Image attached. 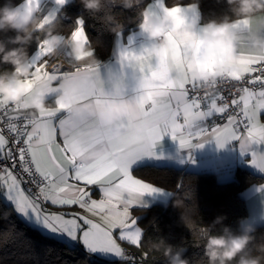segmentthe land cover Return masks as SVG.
<instances>
[{"label":"snow or ice","instance_id":"1","mask_svg":"<svg viewBox=\"0 0 264 264\" xmlns=\"http://www.w3.org/2000/svg\"><path fill=\"white\" fill-rule=\"evenodd\" d=\"M42 58V54L37 55L34 63ZM137 58L146 72L153 71L146 59ZM236 64L239 74H233L213 95L201 96L194 94V81L183 64L177 63L173 75L178 86L150 107L128 108L126 123L115 130V137L99 115L108 99L101 68L75 69L71 86L73 98L83 105L80 116H65L59 109L29 116L12 106L0 107V161L8 162L0 167V188H6L7 201L14 205L27 228L59 241L70 251L82 246L89 258L86 264H91L92 257L134 264L135 258L125 254L115 233L119 230L120 241L139 248V227L130 217L129 208L139 204L143 194L159 190L135 178L132 168L142 158L153 156L152 149L163 135L177 141L180 148L202 147L207 137L221 148L236 141L242 154L249 152L253 144H264V124L258 115L264 109V58H253L241 50ZM50 71L58 75L65 72ZM246 75V83L252 87L237 88L233 93V82L245 81ZM228 95L238 96L231 100V106L240 109L243 120L228 115L226 124L212 127L208 133L197 122L228 112L230 105L224 102ZM181 118L183 123L179 122ZM141 122L148 126L145 140L132 144L129 137ZM241 123L246 136L237 134ZM249 154L251 165L264 173V153ZM17 168L19 171H15ZM23 184L34 186L36 191L23 188ZM92 185L99 186L103 199H91L86 186ZM49 203L57 207L77 205L93 215L103 214V225L80 213L48 212L44 205ZM22 235L9 233L5 242L14 243Z\"/></svg>","mask_w":264,"mask_h":264},{"label":"clouds","instance_id":"2","mask_svg":"<svg viewBox=\"0 0 264 264\" xmlns=\"http://www.w3.org/2000/svg\"><path fill=\"white\" fill-rule=\"evenodd\" d=\"M65 2L54 0L58 7ZM78 2L92 14L103 11L99 19L107 31L119 39L123 25L112 9L120 6L130 10L141 0ZM223 3L225 12L207 20L200 12L199 0L187 4L175 0L171 5L157 0L155 8L145 6L139 10L140 50L118 52V74L102 72L108 99L99 115L114 137L115 130L126 123L128 108L150 107L153 101L166 99L178 86L179 81L173 75L177 63L183 64L190 80L194 81V94L211 96L233 74H239L236 60L242 45L253 58H264V0H223ZM34 43L37 50L30 54L29 48ZM93 45L79 17L65 34L57 13L51 8L42 12L40 0H20L19 3L0 0V66H8L0 67V107L27 110L29 116L57 109L65 116H80L83 105L73 98L71 86L75 70L58 75L49 69H61L65 64L75 69H100L104 62L96 57ZM40 54L50 59H44L37 66L33 57ZM137 57L146 59L153 71L146 72ZM147 127L143 122L138 123L129 142L142 144ZM262 189L264 184L256 185L258 193ZM170 195L173 207L181 210V221L187 223L183 209L189 193L171 191ZM225 219V216H217L208 225L200 224L192 233L197 246L203 249L199 258L190 260L181 245L170 244L162 236L145 241L147 251L142 252V257L160 253L163 264H264V235L258 242L252 224L238 220V228L233 231L223 224ZM217 225L219 231L215 232ZM144 231L139 228V247Z\"/></svg>","mask_w":264,"mask_h":264},{"label":"trees","instance_id":"3","mask_svg":"<svg viewBox=\"0 0 264 264\" xmlns=\"http://www.w3.org/2000/svg\"><path fill=\"white\" fill-rule=\"evenodd\" d=\"M149 1L141 0L137 7L130 10L120 6L112 9L123 25L121 35L137 28L138 12ZM163 1L166 5L175 2V0ZM15 2L19 3L20 0ZM179 2L187 4L191 0H179ZM199 7L204 20L219 17L226 10L223 0L220 3L216 0H199ZM57 15L65 34L71 31L79 17L83 22L82 27L93 41L95 52L101 58L109 55L115 34L108 32L99 19L104 15L103 11L92 14L86 11L78 0H72L64 5ZM12 34L8 33V35ZM36 49L37 45L32 44L29 53L32 54ZM134 173L148 183L169 192V199L165 205L154 204L146 208L132 209L141 214L140 224L145 230L141 246L134 248L142 264H163V256L160 253H150L147 258L140 255L141 251H147L145 241L161 236L170 244L181 245L184 255L190 260L199 258L203 249L202 246H197L192 233L200 224L208 225L217 216H225L223 224L236 231L237 221L244 219L247 215L246 204L240 192L260 179V176L241 168L236 171L235 178L227 182L218 181L213 173H195L167 166H144L136 169ZM171 191L178 194L189 193V198L184 201L183 209L187 223H183L180 219L181 210L173 207ZM219 227L217 225L213 231L218 232ZM20 232L23 235L17 236L14 243L5 242L9 233ZM255 235L259 242L261 235H264V226L256 227ZM88 259L82 246L78 245L75 250L70 251L59 241L27 228L14 209L5 203L0 195V264H86ZM91 264L108 263L92 257Z\"/></svg>","mask_w":264,"mask_h":264},{"label":"crops","instance_id":"4","mask_svg":"<svg viewBox=\"0 0 264 264\" xmlns=\"http://www.w3.org/2000/svg\"><path fill=\"white\" fill-rule=\"evenodd\" d=\"M72 0H66L65 4ZM41 11L44 12L48 8L58 13V11L64 6H57L54 0H40ZM164 3V1H163ZM157 0H150L146 6H152L155 8ZM82 21V20H81ZM83 25V22H82ZM141 43L140 36L137 28L126 33L125 35H120L119 39L115 35L112 40L110 53L106 58H101L96 52V57L103 61L101 65V71L103 73L113 72L119 73V66L116 63L118 52L121 50H132L139 51V45ZM246 55L251 53L248 52L246 46L241 49ZM35 57H33L34 59ZM44 59H50L48 57H43L41 61L37 64L43 62ZM79 66V65H77ZM64 71H74L75 68L65 64L62 68ZM26 112L27 110H21ZM59 115V114H58ZM218 114H214L212 117L207 118L203 122H197L200 127H205L207 132H211L212 127H220L223 125L215 124L214 117ZM260 123L264 124V109L259 112ZM183 123L182 118L179 121ZM58 124V120L56 121ZM238 135H245L246 132H238ZM62 143V141H59ZM194 143H196L194 141ZM255 151L259 153H264V144H253L250 146L249 152ZM153 156L144 157L137 162L132 168V174L135 178L148 183L147 181L139 178L134 171L138 168L144 166H167L174 167L177 169H183L185 171L195 172V173H213L216 179L220 182L231 181L235 178L236 171L238 169H247L252 174L260 176L259 181L252 182L247 187L243 188L240 192V196L244 199L246 204V217L243 219L245 222L252 224L255 228L259 226H264V189L261 192L256 191V185L264 184V173H261L257 168L251 165V156L249 152L241 153L239 143L232 141L226 143L222 148L218 147L215 140L211 137L206 138V142H203L202 147H192V148H180L177 141L173 140L169 135H163L161 140L152 149ZM150 184V183H149ZM152 185V184H151ZM81 187H85L84 184L80 183ZM154 186V185H152ZM91 192V199L100 200L103 199V194L99 190L98 185L86 186ZM159 191L152 194H143L140 196V203L131 206L129 209L134 208H146L154 204L165 205L169 199V192L154 186ZM6 188H0V195L2 200L10 205L14 211V205L7 201L5 193ZM125 197L127 194H124ZM46 210L48 212H65V213H80V215L93 220L96 223H101L103 225L102 215H93L80 208L77 205L71 207H57L50 203L46 204ZM20 220H22L18 213H16ZM82 223V221H81Z\"/></svg>","mask_w":264,"mask_h":264},{"label":"built area","instance_id":"5","mask_svg":"<svg viewBox=\"0 0 264 264\" xmlns=\"http://www.w3.org/2000/svg\"><path fill=\"white\" fill-rule=\"evenodd\" d=\"M49 70H51V69H49ZM246 80H247V75L245 77V81H242V82H233L234 86L232 87V92L233 93H236L237 88H242V87H249V88H251L252 86L251 85H248L246 83ZM225 94L227 95V93H225ZM240 94L242 95V92ZM233 98H237L238 99V96H235L234 97L232 95H228L227 99L224 102L225 103H228L230 105L229 110H228V112H226L223 115H220V114L216 115L214 117L215 124H218V125L226 124L227 123V117H228V115H235L239 119L243 120V117L240 116V109L239 108H236V109L233 110V107L231 106V100ZM242 129H244L243 123H241V124H239L237 126L238 132H241V133L246 132V130H243L242 131ZM6 135H7V133H6ZM8 138L10 140L12 139L11 136H9ZM7 163H8L7 161H0V167H3ZM15 171H19V168H17ZM22 187L25 188V189L31 188L33 193L36 191L35 187L32 186V185H30V184H23ZM44 207H45V209L47 208L46 204L44 205ZM123 250H124V252H125V254L127 256H130V257H134L135 258L134 264H142L140 262V259H139V254L135 250L130 249L128 247H124Z\"/></svg>","mask_w":264,"mask_h":264},{"label":"rangeland","instance_id":"6","mask_svg":"<svg viewBox=\"0 0 264 264\" xmlns=\"http://www.w3.org/2000/svg\"><path fill=\"white\" fill-rule=\"evenodd\" d=\"M36 50H37V49H36ZM36 50H35V51H36ZM35 51H34V52H35ZM34 52H33V53H34ZM129 211H130V217H131L132 219H136V221H137V225H136V227L141 228V224H140V217H141V214L138 213V212L132 211L131 209H129ZM115 236H116V238H117V242L120 244V246L122 247V249H123L124 247H128V248L133 249V250H134V248L137 249L136 246L131 245L130 243H128V242H126V241H120V240H119V238H118V237H119V230L116 231ZM142 252H143V251H141V253H140L141 256H142ZM97 259H98V258H97ZM98 260H99V259H98ZM99 261H101V260H99ZM104 262H105V261H104ZM105 263H108V264H122V262L119 261V260L107 261V262H105Z\"/></svg>","mask_w":264,"mask_h":264}]
</instances>
